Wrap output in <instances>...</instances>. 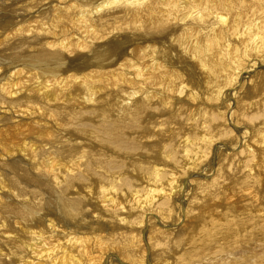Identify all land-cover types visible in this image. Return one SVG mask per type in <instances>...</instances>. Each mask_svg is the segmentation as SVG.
<instances>
[{
    "label": "bare ground",
    "instance_id": "6f19581e",
    "mask_svg": "<svg viewBox=\"0 0 264 264\" xmlns=\"http://www.w3.org/2000/svg\"><path fill=\"white\" fill-rule=\"evenodd\" d=\"M0 264H264V0H0Z\"/></svg>",
    "mask_w": 264,
    "mask_h": 264
},
{
    "label": "rangeland",
    "instance_id": "374dc122",
    "mask_svg": "<svg viewBox=\"0 0 264 264\" xmlns=\"http://www.w3.org/2000/svg\"><path fill=\"white\" fill-rule=\"evenodd\" d=\"M14 7H15V5H14Z\"/></svg>",
    "mask_w": 264,
    "mask_h": 264
}]
</instances>
